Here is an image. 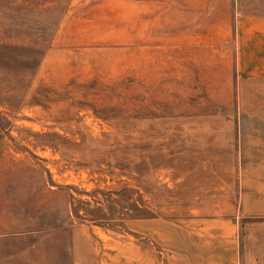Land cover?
Instances as JSON below:
<instances>
[{
  "label": "rangeland",
  "instance_id": "1",
  "mask_svg": "<svg viewBox=\"0 0 264 264\" xmlns=\"http://www.w3.org/2000/svg\"><path fill=\"white\" fill-rule=\"evenodd\" d=\"M252 16L264 0H0V264L262 263Z\"/></svg>",
  "mask_w": 264,
  "mask_h": 264
},
{
  "label": "crops",
  "instance_id": "2",
  "mask_svg": "<svg viewBox=\"0 0 264 264\" xmlns=\"http://www.w3.org/2000/svg\"><path fill=\"white\" fill-rule=\"evenodd\" d=\"M234 41L240 70L249 74H264V16L244 18L236 26ZM248 264H264V252L262 263Z\"/></svg>",
  "mask_w": 264,
  "mask_h": 264
}]
</instances>
